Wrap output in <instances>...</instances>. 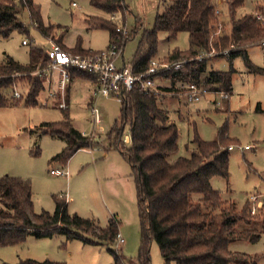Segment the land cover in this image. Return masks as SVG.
Wrapping results in <instances>:
<instances>
[{"label": "trees", "instance_id": "1", "mask_svg": "<svg viewBox=\"0 0 264 264\" xmlns=\"http://www.w3.org/2000/svg\"><path fill=\"white\" fill-rule=\"evenodd\" d=\"M89 1L107 16L121 14L127 19L129 7L125 0ZM245 1L168 0L164 10L157 15L154 28L143 30L141 34L130 64L133 72L139 74L148 70L150 62L157 56L161 33H166L169 41L176 40L181 33H187L189 49L174 50L165 58L169 62L189 61L182 71L166 75L172 79L174 86L183 81L203 82L206 86H215V91L223 89L231 96L233 75L236 73L233 61L239 57L251 73L264 76V68L254 65L248 56L251 47L264 42V7L258 6L253 14L237 17L236 12L244 6ZM224 5L228 6L231 15L230 33L223 32L218 23L217 11L221 12L220 7ZM21 9L28 11L32 26L24 25ZM259 15L261 18H258ZM90 22L109 31L111 45H116L122 51L142 28L136 26L130 37L117 31V24L111 20L91 17ZM32 28L45 40L54 41L66 51L61 46L65 30L61 33V39L55 40L54 26L45 24L34 0H0V38L8 39L15 32L30 37ZM74 51L83 57L93 54L83 49L81 43ZM212 51L218 56L228 51L232 64L228 72L211 71L207 74L210 60L207 56ZM202 56L205 57L198 61ZM30 58L31 62L26 65L10 56L0 60V108L22 102L9 97L20 76L31 82L25 104L37 106L45 85L43 78L32 74L48 67L51 60L45 49L36 45L31 46ZM202 76H205L203 81ZM78 79L97 84L94 75L71 70V82ZM168 94L173 97L182 95L177 90H168ZM163 99L164 96L132 91L121 103L120 117L105 140V151L118 150L127 159L135 178L141 222L138 264H152V242L158 244L164 264H257V256L231 250L233 243H255L261 239L257 231L238 229L240 223L250 226L258 221L257 218L247 214L248 205L238 212L233 202H223L220 192L212 186L215 177L229 182L230 147L236 145L235 141L228 137L225 130L221 131L216 141L211 142L203 141L196 134L192 140L195 148L191 154L172 160L179 152L180 134L170 112L163 105ZM257 111L264 113L260 106ZM63 112L65 121L43 123L31 133L50 135L65 141V149L52 161L67 164L78 151L94 146V142L73 126L67 111ZM127 127L129 146L125 144ZM54 199L56 209L53 213H36L29 180L11 176L0 178V246L22 245L29 236L42 239L59 235L65 237L66 241L79 240L85 245H108L114 256V264H125L121 254L111 247L116 243L121 225L117 218L112 217L102 227L91 218L70 213L68 203L61 198ZM19 264L65 263L29 259Z\"/></svg>", "mask_w": 264, "mask_h": 264}, {"label": "rangeland", "instance_id": "2", "mask_svg": "<svg viewBox=\"0 0 264 264\" xmlns=\"http://www.w3.org/2000/svg\"><path fill=\"white\" fill-rule=\"evenodd\" d=\"M34 1L41 10L45 24L54 26L55 40H60L61 33L65 30L61 46L76 56L78 54L74 50L80 43L83 49L91 53L108 49L111 45L109 31L91 23V17L111 20L117 24V31L121 30L123 35L130 37L136 26H142L124 47V60L118 62L121 66L123 61L126 65L133 62L143 30L154 28L158 13L164 10L168 0H125L129 7L127 19L117 14L114 20L112 15L107 16L94 8L89 0ZM258 6L264 7V0H246L244 6L237 10L236 16L253 14ZM220 10L219 27L223 32L230 33L229 8L224 5ZM20 11L24 25L32 26L28 11ZM125 30L127 34L124 33ZM24 40L31 41V46H42L45 52L50 48L49 40H45L33 28L30 37L15 32L8 39L0 38V60L10 56L21 64H29L31 46L23 45ZM189 47L187 33L179 34L173 41L167 39L166 33H161L155 59L165 61L172 51H187ZM248 56L254 65L264 68L262 45L251 47ZM207 59H210L207 74L211 71L228 72L231 69L229 58L218 56L215 51ZM233 67L236 73L233 75V91L229 99L221 100L220 93L225 92L223 89L215 91V86H206L200 82L209 93L200 102H190L181 92L179 97L164 95L163 105L170 112L180 134L179 152L172 160L191 154L195 148L192 140L196 134L203 141L211 142L216 141L221 131L225 130L228 137L235 141V146H252L247 151L238 148L230 151L229 182L222 177H215L212 179V186L220 192L223 202H233L238 212L248 205L247 214L257 218L258 221L250 226L240 223L238 229L257 231L261 234V239L255 243H233L231 250L257 256V264H264V113L257 111L258 106L264 110V76L251 73L241 57L233 61ZM44 69L53 82L51 88L55 89L60 71L52 69L51 64ZM204 77L202 76V81ZM30 84L26 77H18L14 90L17 88L22 97L15 100L22 102L0 108V178L11 176L29 180L32 183L36 213H53L56 209L54 198L57 197L68 203L70 213L91 218L102 227L112 217L117 218L121 223L119 233L125 242L119 246L114 243L111 247L121 254L125 264H138L141 222L135 178L127 159L118 150L106 152L104 149L106 135L119 119L122 104L113 98L100 97L97 104L102 111V125L95 130L91 122V107L95 104L94 93L97 86L89 80L72 81V85H69L71 90L68 87L66 93L69 109L65 111L69 113L73 126L94 142V146L86 147L92 148L93 152L78 151L67 164L53 162L52 159L65 149L66 142L50 135L39 136L31 133V130L43 123L63 122L66 116L61 109L41 106L40 102L45 99L46 91L39 95L37 106H27L25 100ZM14 90L9 97L13 98ZM128 133L127 127L125 135ZM125 144L129 146L126 137ZM66 169L69 171L68 177L51 175V170ZM252 194L260 195L263 202L256 215L249 213V197ZM29 259L65 264H114V256L108 245H85L79 240L66 241L65 237L59 235L42 239L29 236L22 245L0 246V264H19ZM151 259L152 264H164L156 242L151 244Z\"/></svg>", "mask_w": 264, "mask_h": 264}, {"label": "built area", "instance_id": "3", "mask_svg": "<svg viewBox=\"0 0 264 264\" xmlns=\"http://www.w3.org/2000/svg\"><path fill=\"white\" fill-rule=\"evenodd\" d=\"M219 14L220 11H217V15ZM111 18L114 20L117 18V14L112 15ZM258 18H261V16L259 15ZM119 32H121V30H119ZM124 33L127 34V30H125ZM30 43L31 41L28 40L23 41V45L25 46L30 45ZM48 44L50 48L46 53L51 60V68L55 71H60V79L57 82L55 90L51 88L53 82L47 75L45 69H40L33 73L35 76L44 78L46 97L40 102L41 106H50L61 110L69 109L66 93L71 84V70H78L94 75L97 78V89L94 93L95 104L91 107V122L95 130L99 129L102 125V111L97 104L100 97L113 98L122 103L125 97L135 90L144 94H154L159 97L168 94V90H177L185 94L190 102L197 103L200 102L206 94H209L208 91L197 82L183 81L178 82L176 86H174L172 79L166 77L168 73L182 71L188 64V60L169 62L153 59L146 72L136 74L133 72V67L131 65H126L125 63L121 66L118 65V61L123 57V51L116 45H111L105 50L96 51L90 56L82 57L63 50L52 40H49ZM262 46L264 47V42ZM224 56L229 57L228 51L224 53ZM198 59H201V57ZM220 94L222 101L223 99L230 98V95L226 92H221ZM21 97L22 94L15 88L13 98L18 99ZM84 135L88 136L87 134ZM236 148L241 151H247L251 150L252 146H231L230 151ZM82 150L93 152L92 148ZM51 175L56 177H68L69 171L67 169L51 170ZM260 198V195H250V214L256 215L258 210L263 206V202ZM124 242V238L118 233L116 238L117 246L124 244Z\"/></svg>", "mask_w": 264, "mask_h": 264}, {"label": "crops", "instance_id": "4", "mask_svg": "<svg viewBox=\"0 0 264 264\" xmlns=\"http://www.w3.org/2000/svg\"><path fill=\"white\" fill-rule=\"evenodd\" d=\"M84 49H85V48H84ZM90 50H91V49H90ZM122 60H124L123 57H122ZM122 60H121V62H122ZM118 62H119V61H118ZM123 63H125V62L123 61ZM123 63H122V64H123ZM71 85H72V82H71L70 86H71ZM69 89H70V87H69ZM70 90H71V89H70ZM70 90H69V91H70ZM69 99H70V95H69ZM126 139H127V141L130 143V138H129L128 135L126 136ZM80 151H84V150H80Z\"/></svg>", "mask_w": 264, "mask_h": 264}]
</instances>
